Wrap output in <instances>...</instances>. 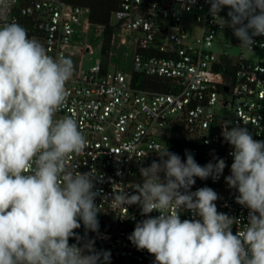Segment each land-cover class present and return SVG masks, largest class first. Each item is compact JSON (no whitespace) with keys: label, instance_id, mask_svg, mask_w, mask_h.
<instances>
[{"label":"clouds","instance_id":"clouds-1","mask_svg":"<svg viewBox=\"0 0 264 264\" xmlns=\"http://www.w3.org/2000/svg\"><path fill=\"white\" fill-rule=\"evenodd\" d=\"M207 2L209 15L253 51L254 38L264 36V0ZM225 7L228 19L219 15ZM73 70L71 59L50 56L19 23L0 26V264H110L111 252L87 238L99 232L97 180L66 165L88 141L76 119L54 118ZM222 136L233 149L225 182L238 191L236 203L249 209L242 231L233 234L239 221L218 212L212 188L191 191L195 178H220L226 163L219 157L201 166L188 150L182 160L153 146L159 159L139 168L142 180L133 192H112V207L138 205L146 217L128 239L153 255L154 264H264V140L239 123L223 128ZM154 211L159 215L151 216ZM184 211L194 218L181 220ZM82 225L83 237L74 231Z\"/></svg>","mask_w":264,"mask_h":264},{"label":"built area","instance_id":"built-area-1","mask_svg":"<svg viewBox=\"0 0 264 264\" xmlns=\"http://www.w3.org/2000/svg\"><path fill=\"white\" fill-rule=\"evenodd\" d=\"M6 2L7 8L0 7V26L19 23L50 56L73 63V75L66 84L69 95L54 118L76 119L88 141L84 152L69 156L66 165L73 172H92L96 189L101 190L95 201L99 232L87 234L97 250L110 251L111 261L131 264H148L153 258L128 239L136 223L146 218L140 207L110 204L112 192L123 189L131 194L142 180L139 168L159 159L153 146L167 147L182 160L188 150L201 166L215 163L214 156L224 159L226 167L218 180L195 178L191 191L212 188L219 196L218 212L239 221L232 226L233 234L243 230L249 209L236 203L238 191L225 182L233 149L224 141L222 129L239 123L255 139L264 140V60L229 52L240 41L220 17L209 15L207 0H121L111 19L115 31L109 65L98 60L87 70L80 66L85 47L80 39L92 28L104 31L89 22L88 8L66 0ZM228 11L225 7L219 15L228 19ZM185 19L200 25L199 32L187 26ZM254 39L251 52L264 54V36ZM130 45L131 69L127 71L116 55ZM215 46L222 51L217 53ZM247 51L241 48L242 53ZM134 73L168 80L169 92L135 89ZM193 218L191 212L181 213V220ZM74 231L81 237L85 234L83 225ZM69 243L77 241L70 238Z\"/></svg>","mask_w":264,"mask_h":264},{"label":"trees","instance_id":"trees-1","mask_svg":"<svg viewBox=\"0 0 264 264\" xmlns=\"http://www.w3.org/2000/svg\"><path fill=\"white\" fill-rule=\"evenodd\" d=\"M74 5L86 7L90 10L89 22L95 26L103 27L101 43V63L107 67L112 57V38L115 26L112 25V14L120 7L121 0H66ZM132 86L147 92H169L168 80L149 77L134 73ZM82 223V222H81ZM154 256L150 263L154 264ZM110 264H131L121 259L113 260Z\"/></svg>","mask_w":264,"mask_h":264},{"label":"rangeland","instance_id":"rangeland-1","mask_svg":"<svg viewBox=\"0 0 264 264\" xmlns=\"http://www.w3.org/2000/svg\"><path fill=\"white\" fill-rule=\"evenodd\" d=\"M185 24L195 30V32H199L200 25L195 23L194 21H188L185 19ZM222 38V37H221ZM103 39V34L101 31L97 30L95 31L94 28L91 29L90 34L86 35L85 37H82L81 40V46H85L82 53H80L81 59H80V66L82 70H87L91 68L92 66L97 64V61L101 59V43ZM86 47H90L91 51L87 52ZM213 49L220 53L222 51V47L215 46ZM133 46L130 45L128 49L124 53H117L118 61H121V64L123 68L127 71L131 69V55H132ZM229 52L237 57H240L243 55L246 59L252 60V61H259L264 60V54L259 52H251L247 51L242 53L241 47L234 46L229 48Z\"/></svg>","mask_w":264,"mask_h":264},{"label":"water","instance_id":"water-1","mask_svg":"<svg viewBox=\"0 0 264 264\" xmlns=\"http://www.w3.org/2000/svg\"><path fill=\"white\" fill-rule=\"evenodd\" d=\"M85 49H86L87 52L91 51L90 47H86Z\"/></svg>","mask_w":264,"mask_h":264}]
</instances>
